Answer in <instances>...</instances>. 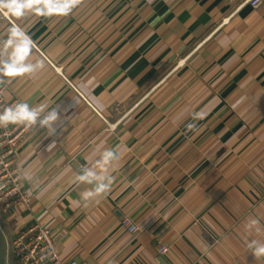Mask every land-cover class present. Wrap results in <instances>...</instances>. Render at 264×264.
Listing matches in <instances>:
<instances>
[{
    "label": "clouds",
    "instance_id": "clouds-1",
    "mask_svg": "<svg viewBox=\"0 0 264 264\" xmlns=\"http://www.w3.org/2000/svg\"><path fill=\"white\" fill-rule=\"evenodd\" d=\"M78 0H66L64 10L71 11L72 7ZM14 4H9L8 7H14ZM43 67V62L36 64H20V65H7L0 68V73L8 76H17L31 74ZM195 118H203L202 113H194ZM59 119L57 110L51 109L45 111L44 106L32 107L27 102H17L13 106H9L0 111V127H7L10 124H25L28 126L39 125V127L48 130L49 135L55 133L53 127L54 122ZM194 125L189 124L188 128L191 130ZM54 146V142L49 144L48 147ZM98 158L93 162L92 166H85L80 168L78 174L74 177L73 182L77 184H86L90 186V190L81 193V198L87 206V202L91 199L106 194L110 191L114 177L109 173L110 167L114 162H117L120 157L113 149H105L103 145L97 146ZM246 229L249 231L261 230L260 219L250 217L246 221ZM245 246L250 250L256 259L264 257V241L256 239H248L245 241Z\"/></svg>",
    "mask_w": 264,
    "mask_h": 264
}]
</instances>
